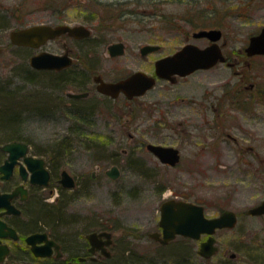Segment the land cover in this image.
<instances>
[{"label": "rangeland", "instance_id": "1", "mask_svg": "<svg viewBox=\"0 0 264 264\" xmlns=\"http://www.w3.org/2000/svg\"><path fill=\"white\" fill-rule=\"evenodd\" d=\"M236 1L143 0L138 9L146 14L142 16L143 26L139 27V20L130 21V26L111 27L102 33L104 38L144 42L160 37L169 41V49L183 45L198 25L228 29L232 24H243L244 36L257 31L264 24V12L244 14V9L231 10ZM96 8L95 0H0V145L10 139L25 140L33 152L47 157L56 179L63 170L77 177L79 185L74 190L67 189L63 201H53L54 190L48 196V204L37 210L35 217L48 222L51 233L69 250L78 252V256L85 252V234L107 227L114 239L110 246L112 261L102 257L96 263L85 264H119L127 257L135 259L136 264H173L179 256H184L187 264H210L198 253L202 238L178 235L162 245L149 233L161 229L163 201L176 196L203 198L205 183L214 182L207 177L213 172V177L217 176L219 171L213 168L223 165L222 156L231 159L238 151H245L241 155L250 158L251 151H264V107L259 104L253 111L254 117L244 110H229L223 126H214L204 136L181 143L186 156L183 167L188 170L155 167L150 156L144 157L150 155L146 143L160 142L163 137L154 123L155 109L136 111L135 121H128L130 112L107 108L104 112L92 111L85 103L79 105L78 112L62 110L58 103L47 100L50 80L44 72L30 67V51L10 44L11 30L50 21L87 20ZM96 26L93 37L99 38ZM138 65L130 63V70ZM147 65L151 70L152 64ZM231 75L228 69L217 68L196 73L174 86L159 81L143 101L172 103L185 96L200 103L206 90L218 86V91L225 79H234ZM173 140L171 137L170 141ZM113 165L121 169L117 179L106 174ZM196 167L198 170H194ZM48 213L50 217L61 215L57 225L52 218L48 219ZM242 260L238 262L242 264ZM53 262L44 260L36 264Z\"/></svg>", "mask_w": 264, "mask_h": 264}, {"label": "flooded vegetation", "instance_id": "2", "mask_svg": "<svg viewBox=\"0 0 264 264\" xmlns=\"http://www.w3.org/2000/svg\"><path fill=\"white\" fill-rule=\"evenodd\" d=\"M136 1L109 0L104 2L95 0L98 9L93 10L90 19L46 23L52 26L59 24L85 26L90 30L89 35L78 37L65 32L48 38L40 47L18 45L12 41L10 44L30 51V67L34 71L44 72L50 80V86L46 87L47 100L49 103L52 100L55 101L59 107H63L62 110L78 112L79 105L85 103L90 106L92 111L104 112V108H107L108 110L130 112L128 121H135L136 111L145 108L147 110L155 109L154 116L157 119L154 123H156L159 134L163 137L160 142L148 143L173 146L179 150L181 156L177 164L172 166L163 163L146 147L150 155L144 157L150 156L149 160L155 164V167L160 165L163 168L188 170L187 167H183L186 156L181 143L192 142L196 136H204L203 133L214 126H223L229 110H244L251 112V117H254V109H257L259 104L264 107V70L261 71V68L264 67V62L261 61L264 60V54H249L247 51L252 37L260 34L264 24L258 25L257 31L246 36L242 35L243 24L235 23L228 26V29L225 26L198 25L187 35L183 45L169 49L167 48L169 41L160 37L157 40L145 42L118 37L104 38L103 31L116 26H130V21L139 20L141 21L139 27L143 26L142 16L146 14L138 10L141 9L143 0ZM136 3L139 4V7L135 6ZM233 9H244L245 11L241 12L244 14L263 13L264 0H237L236 7H232L231 10ZM95 22L96 24H94ZM95 26L100 31L99 38L93 37ZM163 27L162 23L160 29L163 30ZM211 29L221 30L218 44L224 55V61H218L210 68H200L187 75L175 74L170 78L156 75V63L173 55L184 45L193 43L200 48L212 45L214 41L208 36H195L196 32ZM240 36L245 38L240 39ZM145 47L150 48L145 49ZM41 52L66 56V59L71 60V64L62 69H36L31 65L30 60L32 56ZM133 62H138L140 65L135 67L136 69L130 70L132 68L130 63ZM148 63L152 64L151 70L147 69ZM217 68L228 69L232 74L231 77L236 80L225 79L218 91V86L210 87L204 92L203 101L200 103L185 96H182L180 102L177 99L172 103L143 101L147 93L159 81L174 86L196 73ZM137 71H143L156 77L155 85L143 95L130 97L124 91L114 95L99 89L102 80L107 83H116ZM30 79L32 80L31 77ZM178 97L176 96V98ZM130 136L133 137L132 134ZM171 137L174 138L173 141H170ZM166 138L169 139V142L166 141ZM15 141L27 144L26 153L20 155L10 169H3L11 155V151L4 149V146ZM124 152L127 153V150ZM241 153L244 154L245 151H238L236 156L232 157L233 159L221 157L223 165L213 168V170L219 171L216 172L215 178L213 177L214 172L207 177L208 181L213 180L214 182L205 183L203 198L190 197L186 199L185 196L174 198L202 205L205 215L209 219L218 218L226 213L229 221L235 220L232 227L216 228L213 233L207 232L202 234L203 237H200V239L202 238L200 245L211 237L215 238L216 252L210 257L202 256L205 260H209L210 264H240L238 260H242V257H245L242 264H264V151H251L250 158L241 155ZM29 157L44 160V169L49 173L48 183H42L35 174L36 169L40 171V174L42 170L39 167H33L34 160L29 162ZM195 158L197 157L192 159ZM49 162L47 157L33 152L30 144L25 140L10 139L0 145V232H3L0 233V249L3 247L8 249V253L0 261V264H36L44 260L64 261L66 264H75L77 261L83 264L88 261L96 262L103 257L100 256V251L93 253L89 250L91 244L87 239V234L92 231L85 234L84 255L78 256V252L69 250L62 240L51 233L47 227L48 222L41 218L36 219L35 212L40 210L43 205L48 204V196L54 190H56V197L53 201L58 202L64 200L67 189L74 190L79 185L77 177L69 172L76 185L73 187L64 186L61 183L62 171L60 178L56 179ZM241 164L246 166H241ZM194 170H198V167ZM9 194H12L10 199L2 197V195ZM229 233L232 235L229 236ZM33 234H47L48 239L55 242L51 246V255L42 257L34 254L32 245L28 242V237ZM38 244L44 245L46 240ZM56 244L60 246L61 255H58L59 250ZM213 259L216 260V263L211 262Z\"/></svg>", "mask_w": 264, "mask_h": 264}, {"label": "water", "instance_id": "3", "mask_svg": "<svg viewBox=\"0 0 264 264\" xmlns=\"http://www.w3.org/2000/svg\"><path fill=\"white\" fill-rule=\"evenodd\" d=\"M65 32L75 36H86L90 34V30L85 26H70L67 24H59L52 26L48 24H34L20 29H14L10 33V39L14 44L26 45L32 47H40L50 37L63 34ZM196 37L208 36L214 43L208 47L200 48L199 46L188 43L171 56L165 57L156 63V75L164 78H170L172 75H187L200 68H210L218 61H224V55L218 44L221 38V30H201L195 33ZM150 47H145L149 49ZM249 54H264V27L260 34L252 37L251 43L247 48ZM30 63L36 69H62L71 64V60L66 56H58L55 54L41 52L31 57ZM156 83V77L148 75L143 71H137L129 77L116 83H107L103 80L99 85V89L106 93L117 94L120 91L126 92L130 97L135 95H143L147 90L151 89ZM147 149L152 151L163 163L172 166L176 165L180 160L179 150L173 146H164L155 143H148ZM4 149L11 151V155L7 160L4 168L10 169L16 162L17 158L26 153L27 144L21 142H12L4 146ZM19 150V152H17ZM29 162L34 160L33 167H39L35 170V174L40 178L41 182L48 183L49 173L44 169V160L42 158H28ZM32 167V168H33ZM107 174L113 178H119L121 171L117 165L107 170ZM61 183L66 187L76 185L73 176L67 170L62 171ZM12 194L2 195L10 199ZM264 206V205H263ZM159 226L161 230L149 233V236L155 241L166 245L178 235L200 239L202 234L213 233L216 228L232 227L235 220L229 221L228 215L225 213L218 218L209 219L205 215L204 207L193 202L185 200H177L174 198L163 201L160 205ZM1 234L3 232H0ZM91 247L89 250L93 253L100 251V256L111 257L112 251L109 247L113 244V233L108 230L92 231L87 234ZM46 240V244L38 243ZM28 242L32 245V250L36 256H48L52 254L51 246L53 240L48 239L47 234H33L28 237ZM215 238L211 237L207 241H203L200 245L199 254L203 257L212 256L217 246L214 244ZM61 255L60 246L56 244ZM8 249L3 247L0 249V261H2ZM84 259V258H81Z\"/></svg>", "mask_w": 264, "mask_h": 264}, {"label": "trees", "instance_id": "4", "mask_svg": "<svg viewBox=\"0 0 264 264\" xmlns=\"http://www.w3.org/2000/svg\"><path fill=\"white\" fill-rule=\"evenodd\" d=\"M49 214L50 213H48V217H49L48 219L51 220V218H52L53 223L57 225L59 223V221L61 220V215L57 216V217H53L54 215H52V217H50ZM106 229H107V227L102 228V230H106ZM106 260H108L110 262V261H112V257L111 258H107ZM172 263L173 264H185L186 260L184 259V256H179L176 260L174 259V261ZM53 264H66V263L64 261H57V262H53ZM83 264H85V263H83ZM119 264H136V260L135 259L132 260V259L127 257V258L121 259V262H119Z\"/></svg>", "mask_w": 264, "mask_h": 264}]
</instances>
